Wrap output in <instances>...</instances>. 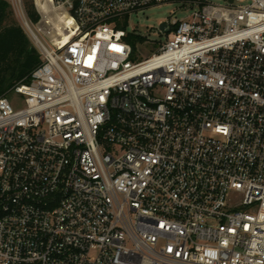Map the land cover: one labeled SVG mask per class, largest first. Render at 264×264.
<instances>
[{"label": "built area", "instance_id": "built-area-1", "mask_svg": "<svg viewBox=\"0 0 264 264\" xmlns=\"http://www.w3.org/2000/svg\"><path fill=\"white\" fill-rule=\"evenodd\" d=\"M5 1L41 64L0 97V264H264V0H35L52 41Z\"/></svg>", "mask_w": 264, "mask_h": 264}, {"label": "rangeland", "instance_id": "rangeland-1", "mask_svg": "<svg viewBox=\"0 0 264 264\" xmlns=\"http://www.w3.org/2000/svg\"><path fill=\"white\" fill-rule=\"evenodd\" d=\"M34 4H35V0ZM214 4L223 5L222 0H210ZM37 0V5H40ZM192 10L184 9L180 4H163L146 8L136 13L130 14L126 18L119 20V23L126 24L124 32L130 38V45L133 48L134 62L142 61L156 53L157 49L166 40V35L160 33L159 27L162 23L169 21L185 20ZM59 19L56 14H51L48 18L44 17L35 23L40 35L47 41L55 39L59 28ZM65 41V38H64ZM15 108H22L23 98L16 96L12 89L7 90L4 95Z\"/></svg>", "mask_w": 264, "mask_h": 264}, {"label": "trees", "instance_id": "trees-1", "mask_svg": "<svg viewBox=\"0 0 264 264\" xmlns=\"http://www.w3.org/2000/svg\"><path fill=\"white\" fill-rule=\"evenodd\" d=\"M28 18L37 23L40 16L33 0H23ZM42 5H37V7ZM126 24L117 29L124 30ZM132 36L126 40L129 42ZM41 64V56L14 17L11 6L0 0V97L20 84Z\"/></svg>", "mask_w": 264, "mask_h": 264}, {"label": "water", "instance_id": "water-1", "mask_svg": "<svg viewBox=\"0 0 264 264\" xmlns=\"http://www.w3.org/2000/svg\"><path fill=\"white\" fill-rule=\"evenodd\" d=\"M229 2H231V0H229ZM164 28H165V24H164V23H162V24L160 25V27H159V30H160V31H163V30H164Z\"/></svg>", "mask_w": 264, "mask_h": 264}, {"label": "bare ground", "instance_id": "bare-ground-1", "mask_svg": "<svg viewBox=\"0 0 264 264\" xmlns=\"http://www.w3.org/2000/svg\"><path fill=\"white\" fill-rule=\"evenodd\" d=\"M66 40V39H65Z\"/></svg>", "mask_w": 264, "mask_h": 264}]
</instances>
